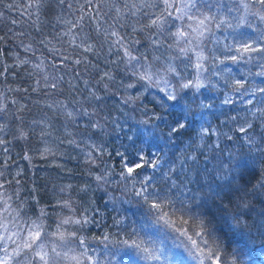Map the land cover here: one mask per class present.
I'll use <instances>...</instances> for the list:
<instances>
[{
    "label": "snow or ice",
    "instance_id": "snow-or-ice-1",
    "mask_svg": "<svg viewBox=\"0 0 264 264\" xmlns=\"http://www.w3.org/2000/svg\"><path fill=\"white\" fill-rule=\"evenodd\" d=\"M57 4L65 5V0H57ZM85 4L87 13L81 6V14L75 22L56 17L57 22L68 25V30L57 38L63 42L64 37L71 35L68 43L73 55L57 51L66 67L83 65L85 73L91 76V69L99 79L92 85L83 81L87 91L81 94L82 100L73 99L68 104L54 101V105H48L49 108L55 106L64 120L59 128L53 124L40 128L38 144H43V149L32 145V137L36 135L32 125L41 122L33 120L31 125H26L22 115L26 106L16 99L9 102L7 94L0 93V153L9 152L12 140L22 141L25 151L21 158L32 164L33 152L40 153L42 158L55 159L59 147L67 144L83 154L85 164L92 169L88 174L97 189L106 185L122 189V195L130 198L125 202H134L143 209L142 219L171 233L180 242L179 246L201 259L202 264L203 261L237 264L235 257L230 261L226 259L225 238L253 229L264 235V170L257 172L250 167L258 161L264 168V87L251 88L246 76L236 78L228 65L264 59V56L253 55L264 54V30L256 40L244 39L247 34L239 33L236 43L226 44L222 49H208L206 42L221 27L238 32L245 25L251 27L252 20L264 24V0H234V7L228 11L239 15L232 20L212 14L205 0H85ZM46 6L47 0H28L25 6L37 33L41 32V10ZM5 7L11 11L17 5L13 2ZM205 7L209 11L202 10ZM3 18L4 13L0 12V20ZM11 23L15 25L17 21L13 19ZM85 27L93 31L85 32ZM8 31L11 37L0 35V43L10 38L17 41L25 53L33 52L32 44H25L21 38L26 35L24 32L11 28ZM39 43L50 41L39 40ZM216 51L220 52L219 56ZM89 54L97 60L103 56L105 68L94 64ZM5 55L0 48V77L8 71L7 66H3ZM16 58L20 65L30 63L27 59L21 60L18 53ZM260 68L254 75L264 77V63ZM121 73L123 79L118 80ZM213 77L231 88L222 105H234L233 94H238L248 97L244 103L252 107L243 116L228 117L222 122L223 126L214 127L204 121L196 128L197 112L193 106L201 112L212 107L199 97L202 89L215 86ZM74 79L82 77L76 75ZM63 80L64 77L59 76L48 81L45 76L42 87L55 95ZM137 84L143 91L129 94ZM68 86L73 92H79L71 81ZM40 88L41 81L37 80L32 91ZM150 88L164 94V99L159 101L161 109L169 106L177 109L175 113L168 112L172 119L163 112L149 116L145 110L148 118L140 123L146 126L141 132L148 148L140 147L133 162L118 150L108 153L103 143L95 142L102 140L107 132L109 119L103 114L108 107L106 98L119 95L123 89L125 95L120 96V103L135 107ZM7 91L28 93L26 88ZM9 104L16 106L15 110ZM53 132H56L55 137ZM8 136H12V140ZM183 136L190 137L189 144L182 149L183 158L172 160L166 158V153L160 154L164 153V147ZM49 140L56 145L55 149L49 145ZM161 143L164 147H160ZM153 147H158L159 152L149 150ZM105 155L120 157L119 172L104 162ZM97 160L101 163L97 164ZM10 161L15 163L10 156L0 161V264H101L96 249L90 247L88 237L83 235L87 226L98 225L94 219L98 209L84 206L92 191L91 184L59 187L53 200L38 212L33 211V218L29 215L28 201L19 194L23 188V169L16 172L14 181L5 178L2 169L10 167ZM13 183L16 187L9 195L8 187ZM35 191L32 189L33 193ZM74 195L79 199H74ZM32 200L37 205L40 203L35 195ZM10 201L19 203L13 207ZM49 220L56 221L55 231H50ZM114 223L119 225L124 220ZM103 240L107 242L108 235ZM131 247L142 251L145 259H160L157 250L146 247L144 241L133 240Z\"/></svg>",
    "mask_w": 264,
    "mask_h": 264
},
{
    "label": "trees",
    "instance_id": "trees-1",
    "mask_svg": "<svg viewBox=\"0 0 264 264\" xmlns=\"http://www.w3.org/2000/svg\"><path fill=\"white\" fill-rule=\"evenodd\" d=\"M13 2L17 7L9 11L5 5ZM27 2L28 0H3V3H0V12L4 13V18L0 20V35L7 34V37H11L12 33L8 31L10 28L15 32H24L26 35L21 38L24 39L25 44H32L34 52V54L33 52L25 53L18 42L10 38H6L4 43H0V48H3L6 53L3 57V66L8 68L5 76L0 77V93H6L9 102L12 99H16L26 106L22 113L26 125H31L33 120L41 122L38 125H32L36 130V135L32 137V145L43 149L44 145L38 144L40 128L47 124H53L56 128H59L64 120L63 115L58 114L55 106L49 108L48 105H54V101L68 104L73 99L82 100L81 94L87 91L83 81L87 80L92 85L95 80L99 79V76L91 69L90 72L92 74L89 76L83 71V65L75 68L66 67L61 63L59 55V52H65L72 56L73 51L68 43L71 40V35L64 37L63 42L57 38L68 30V25L57 22L56 17L59 16L62 20L75 22L81 14L79 11L81 6H84L85 14L88 11L85 0H65V5L62 6L57 4V0H47V6L41 10L40 33H37L32 27V22L26 15L27 9L25 6ZM68 4H71L72 7L68 8ZM205 4L210 5L212 14L218 17L223 16L232 20L233 16L239 15V13L228 11L230 7H234V0H205ZM202 10L209 11V8L205 7ZM13 19L17 21V24L13 25L11 23ZM232 22L235 23L234 20ZM84 23L87 25V20ZM261 30H264V24L256 20L251 21V27L245 25L238 32L221 27L219 30L214 31V35L206 43L208 49H222L226 44L236 43L239 39V33L247 34L244 39L256 40L260 36ZM89 31H93V29L85 27V32ZM39 40L50 41V43L40 44ZM216 41H219V44ZM257 42L259 43L260 41ZM141 50L143 51V49ZM149 51L151 50L149 49ZM17 53L21 60L27 59L30 63L20 65L16 58ZM216 55L219 56L220 52L216 51ZM253 55L264 56V54ZM89 59L94 64H97L100 69L105 68L103 56L97 60L89 54ZM261 63H264V59L258 58L247 64L242 62L239 65L229 64L228 66L232 68L236 78L239 79L242 76H246L248 84L254 89L256 87H264V77L254 75V73L261 71ZM37 64L41 65V67L36 68L35 65ZM121 68H123V65H121ZM112 70L116 71L115 69ZM76 75L81 76L82 79H74ZM45 76H47L48 81H52L53 77H64L55 95L50 90L43 89L42 85ZM117 79H123V74L118 75ZM37 80L41 81V88L37 91H32ZM212 80L215 86L202 89V94L199 97L200 101L205 104H211L212 107L201 112L195 105L193 106L197 112L196 128H199L204 121L214 127L217 125L223 126L222 122L226 121L228 117L237 114L243 116L252 107L244 103V100L248 99V97L242 98L238 94H233V98L236 100L234 105H222L221 101L231 92V88L226 86L219 78L213 77ZM69 81L79 89V92H73L69 88ZM9 88H26L28 93L25 95L23 92H8ZM138 90L143 91L139 84H137L136 89L130 90L129 94L136 95ZM123 95H125V92L121 89L119 95L106 98L108 107L104 109L103 114L108 116L109 119L107 132L103 135L102 140L95 142L103 143L108 153H114L117 150L123 152L127 160L133 162L137 159L136 154L140 147L148 148V145L143 143L141 132L146 126L140 123V121L148 118L144 114L145 110H147L149 116L153 112L157 115L163 112L168 119H172V116H168V112L175 113L177 109L170 106L167 109H161L159 101L164 99V94L155 88L148 89L143 99L138 101L135 107L122 105L120 96ZM168 103L170 105V102ZM9 106L13 110L16 108V106L11 104ZM156 123L159 122L156 121ZM207 123L205 126H207ZM55 136L56 132H53V137ZM7 138L12 140V136ZM77 139L79 140L80 138L77 137ZM189 141V136H183L175 139L167 147H164L163 143H161L160 147H164V153L160 154L164 155L166 153V158L172 160L183 158L185 153L182 152V149L189 144ZM49 145L54 149L56 148V145H53L51 140H49ZM8 147L9 152L7 154L0 153V161L10 156L15 163L10 161V167L2 170L5 172L7 180L14 181L16 172L23 169L21 174L23 177V188L19 190V194L28 201L29 215H33V211L38 212L40 207L53 200L59 187L69 184L74 187L77 185L83 186L85 183L91 184L92 191L86 197L84 206L98 209L94 214V219L98 222V225L87 226L83 235L88 237L90 247L96 249V254L99 256L101 264H202L201 259L179 246L180 242L171 233H166L159 229L150 220L142 219L143 209L137 207L134 202H125L130 198L122 195V189L115 185H106L104 188L97 189L95 182L88 174L92 169H89L88 165L85 164L83 154L79 150H73L67 144L61 145L55 159L42 158L40 153L33 152V161L32 164H29L21 158L25 151L22 141L12 140ZM149 150L159 152L158 147H153ZM104 162L110 167L114 166L115 171L119 172L121 163L119 156L113 155L109 158L105 155ZM100 163L101 161L97 160V164ZM57 165H61V167H57ZM250 167L257 172L264 170L258 161L251 164ZM94 168L95 166H93ZM145 171L149 172L151 170L145 169ZM93 174L96 173L93 172ZM15 187L14 183L8 187L9 195H12ZM32 189H36L35 193L32 192ZM33 195L40 201L38 205L32 200ZM73 198L79 199L75 195ZM13 201H15V197H13ZM10 203L13 202L10 201ZM16 203L19 202L13 203V207L16 206ZM64 214L66 215L67 213ZM33 218H35L34 215ZM119 219H123L124 223L116 225L114 221ZM48 223L52 224L50 231H55L56 221L49 220ZM133 229H136L135 233H133ZM105 235L109 237L107 242L103 240ZM93 237L96 239H92ZM133 240L137 242L144 241L146 247L157 250L160 259H145L142 251L131 247ZM123 241H128V243L124 244ZM153 241L155 243H152ZM106 243L107 248L105 247ZM224 250L227 253L226 259L230 261L235 257L237 264L264 263V235L255 229L251 232L241 231L234 233L225 238ZM203 264H211V262L203 261Z\"/></svg>",
    "mask_w": 264,
    "mask_h": 264
},
{
    "label": "rangeland",
    "instance_id": "rangeland-1",
    "mask_svg": "<svg viewBox=\"0 0 264 264\" xmlns=\"http://www.w3.org/2000/svg\"><path fill=\"white\" fill-rule=\"evenodd\" d=\"M260 264H264V263H260Z\"/></svg>",
    "mask_w": 264,
    "mask_h": 264
}]
</instances>
